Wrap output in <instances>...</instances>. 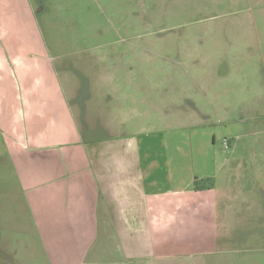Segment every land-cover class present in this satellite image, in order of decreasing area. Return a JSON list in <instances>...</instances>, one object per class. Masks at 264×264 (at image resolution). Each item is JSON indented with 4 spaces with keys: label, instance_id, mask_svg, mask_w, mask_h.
Wrapping results in <instances>:
<instances>
[{
    "label": "crops",
    "instance_id": "0c3cea01",
    "mask_svg": "<svg viewBox=\"0 0 264 264\" xmlns=\"http://www.w3.org/2000/svg\"><path fill=\"white\" fill-rule=\"evenodd\" d=\"M205 4H228L216 17L236 7ZM56 50L29 0H0V235L36 237L47 264H264L261 132L249 147L252 195L205 197L212 188L193 184L186 167L168 177L175 189L163 190L133 134H113L125 109L110 108L106 85L95 104L88 78ZM69 73L83 77L74 90ZM6 247L0 241V264L34 254V246Z\"/></svg>",
    "mask_w": 264,
    "mask_h": 264
},
{
    "label": "rangeland",
    "instance_id": "374dc122",
    "mask_svg": "<svg viewBox=\"0 0 264 264\" xmlns=\"http://www.w3.org/2000/svg\"><path fill=\"white\" fill-rule=\"evenodd\" d=\"M234 1L216 17L228 4L212 11L205 0H29L51 51L71 55L88 78L93 102L103 103L106 85L110 108L125 109L113 134H133L141 162L158 166L159 187L175 189L168 177L176 181L186 167L193 184L212 188L202 195L222 203L254 193L255 130L264 143V0ZM78 73L65 86L81 85ZM25 235L0 241L7 252L34 246L22 264H47L36 237Z\"/></svg>",
    "mask_w": 264,
    "mask_h": 264
},
{
    "label": "built area",
    "instance_id": "2783aa9c",
    "mask_svg": "<svg viewBox=\"0 0 264 264\" xmlns=\"http://www.w3.org/2000/svg\"><path fill=\"white\" fill-rule=\"evenodd\" d=\"M225 147H227V146L225 145Z\"/></svg>",
    "mask_w": 264,
    "mask_h": 264
}]
</instances>
